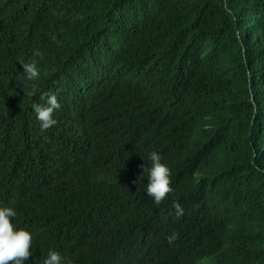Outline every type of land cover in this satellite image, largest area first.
I'll list each match as a JSON object with an SVG mask.
<instances>
[{"label":"trees","instance_id":"1","mask_svg":"<svg viewBox=\"0 0 264 264\" xmlns=\"http://www.w3.org/2000/svg\"><path fill=\"white\" fill-rule=\"evenodd\" d=\"M0 204L24 264H264V0H0Z\"/></svg>","mask_w":264,"mask_h":264},{"label":"clouds","instance_id":"2","mask_svg":"<svg viewBox=\"0 0 264 264\" xmlns=\"http://www.w3.org/2000/svg\"><path fill=\"white\" fill-rule=\"evenodd\" d=\"M38 50L33 51V56H38ZM23 73L27 79H34L38 75L35 60L20 64ZM34 93H29L33 95ZM41 99H44L42 95ZM59 102L54 94H48L44 104H33L32 110L35 113V119L39 122V130L43 132L49 127L56 124L53 117L54 110L59 108ZM147 166L143 164L139 167L142 169L137 176L136 181L140 183L145 179L142 173L147 172V183L144 192L155 203L159 204L165 195L171 192L170 188V169L162 162L160 153L155 150L147 154ZM175 215L179 218L183 214V208L177 202L173 204ZM16 216L14 209L6 204H0V264H24L31 253L32 233L26 227L14 225L11 221ZM177 238L175 232L168 235L165 239L171 243ZM42 264H71V260L62 257L55 250L48 251Z\"/></svg>","mask_w":264,"mask_h":264}]
</instances>
